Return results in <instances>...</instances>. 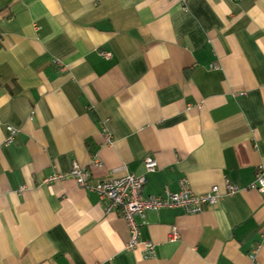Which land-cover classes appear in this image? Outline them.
Wrapping results in <instances>:
<instances>
[{"label": "crops", "instance_id": "1", "mask_svg": "<svg viewBox=\"0 0 264 264\" xmlns=\"http://www.w3.org/2000/svg\"><path fill=\"white\" fill-rule=\"evenodd\" d=\"M146 159V196L220 197L137 217L133 249L107 201L44 183ZM262 165L264 0H0V264H264Z\"/></svg>", "mask_w": 264, "mask_h": 264}, {"label": "built area", "instance_id": "2", "mask_svg": "<svg viewBox=\"0 0 264 264\" xmlns=\"http://www.w3.org/2000/svg\"><path fill=\"white\" fill-rule=\"evenodd\" d=\"M11 139L15 136V131L10 129ZM96 168L102 167L99 159L93 160ZM157 169V163L153 159L145 160V173L140 176L127 175L119 179H109L98 181L91 184V174L88 169H82L78 164L74 163L72 169L65 175L54 176L45 180L44 183H51L55 179H65L69 177L75 180L79 187L86 191L94 192L98 197L108 202L107 210L119 211L129 225L130 241L127 245L128 249H133L141 242L140 229L135 219L137 217L144 218L149 212L159 211L163 209H182L187 215H198L203 212V206L216 204L220 197L218 187H213L211 192L197 196L190 191L185 185L177 193L166 192L164 196L151 197L146 196L144 189L147 184V176L154 173ZM226 191L229 195L241 192V189L230 182L225 184ZM264 195V165H262L256 175L254 183L249 188ZM178 234L176 228H173L171 239H177ZM152 249L151 245L147 246Z\"/></svg>", "mask_w": 264, "mask_h": 264}]
</instances>
